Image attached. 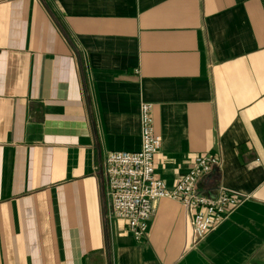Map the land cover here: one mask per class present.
<instances>
[{"label":"crops","instance_id":"0c3cea01","mask_svg":"<svg viewBox=\"0 0 264 264\" xmlns=\"http://www.w3.org/2000/svg\"><path fill=\"white\" fill-rule=\"evenodd\" d=\"M141 102L167 189L208 154L199 191L247 197L197 245L177 201L113 216ZM0 264H264V0H0Z\"/></svg>","mask_w":264,"mask_h":264},{"label":"built area","instance_id":"2783aa9c","mask_svg":"<svg viewBox=\"0 0 264 264\" xmlns=\"http://www.w3.org/2000/svg\"><path fill=\"white\" fill-rule=\"evenodd\" d=\"M140 149L135 153H110L105 159L104 180L113 216L126 223L135 240L145 236L157 200L167 198L192 214L194 244L201 242L240 207L247 197L225 190L215 195L199 191V182L220 169L217 156H197L174 187L167 189L154 173V157L160 138L155 135L152 105L141 102L138 108Z\"/></svg>","mask_w":264,"mask_h":264}]
</instances>
